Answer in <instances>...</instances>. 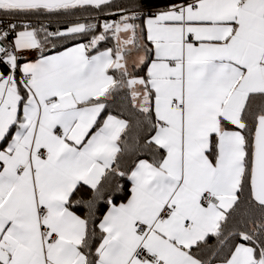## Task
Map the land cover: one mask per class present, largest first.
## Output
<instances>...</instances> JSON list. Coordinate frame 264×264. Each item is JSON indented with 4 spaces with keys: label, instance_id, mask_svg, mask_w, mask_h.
Segmentation results:
<instances>
[{
    "label": "snow or ice",
    "instance_id": "obj_1",
    "mask_svg": "<svg viewBox=\"0 0 264 264\" xmlns=\"http://www.w3.org/2000/svg\"><path fill=\"white\" fill-rule=\"evenodd\" d=\"M0 264H264V0H0Z\"/></svg>",
    "mask_w": 264,
    "mask_h": 264
}]
</instances>
